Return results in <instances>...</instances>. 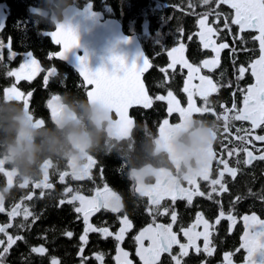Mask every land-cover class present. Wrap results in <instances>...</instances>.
<instances>
[{"label":"snow or ice","instance_id":"1","mask_svg":"<svg viewBox=\"0 0 264 264\" xmlns=\"http://www.w3.org/2000/svg\"><path fill=\"white\" fill-rule=\"evenodd\" d=\"M210 0H204V3H209ZM220 4H227L232 10H234V16L231 18V25H236L239 27L241 32L246 30H253L258 32V35L254 36L252 39L259 42V57L253 60L249 64L251 70V76L254 78L255 83L250 84L246 89H241L243 93V106L238 108L237 104L233 102L231 108H226L224 113L217 116L216 119H223L225 122V130L227 131L228 121H248L251 124L253 130L264 129V0H218L217 7ZM220 13H216L217 22L220 19ZM228 18L225 17V27H228ZM208 16L205 15L199 20L200 26V40L205 48H210L212 52L216 55L210 60H205L203 62V67L207 68L209 71L214 70L219 66V57L222 50L229 48L227 43L216 44L212 40V36L217 33V30L208 24ZM0 25V29H2ZM55 31L48 32V36H51L52 40L56 45H61L62 50L54 53L56 57L60 60L66 59V53L74 47L78 46V36L76 32L70 26L57 25ZM5 47L2 42H0V48ZM9 48V60L16 57V53L11 51V44L7 45ZM184 45L180 44L179 47L173 48L168 52V56L171 58V63L168 68L176 70V65L179 64L181 69L186 68L188 71L187 80L185 81V87L183 91L187 93L188 106L181 107L180 102L176 99L171 91L167 93V96L158 95L156 100L167 101V111L169 116L173 113H178L180 121L182 122L185 117L192 116L194 114L203 113H214L212 108L207 107L209 100L208 97L217 92L218 85L214 83L213 79L206 75H199L200 68L189 63L183 57ZM0 59H3L0 55ZM113 68L108 70L105 67L92 70L88 66L87 56L80 58L79 64V74L83 77L86 85L93 86L90 91H87V96L90 99H96L104 106L109 108L116 117H118L117 122L120 125L121 131L125 130L129 126L133 125V120L128 118V110L133 105H140L144 109H150L153 105V100L145 91L144 85L141 82V75L143 72L150 67L148 60L145 56H142L140 62H133L131 65L127 64L124 57L114 56L112 57ZM43 69L40 67L39 61L29 54V58L22 63H20L19 68L8 70V77H15L17 81L28 80L31 81L42 72ZM161 72H165L164 68L160 69ZM238 79H243L244 74L248 69L241 66L239 68ZM56 76V69H48V75L44 77L45 84L48 83L49 77ZM193 79H198L199 84H191ZM3 94L10 95L13 99L20 102L23 101V105L26 109H29V100L25 97L24 93L18 90L17 87H8L3 90ZM32 93L29 92L28 96ZM199 96L205 107L196 106V102L193 97ZM59 96H52L51 100L48 102V107L51 109V119H54L58 114V106L56 101ZM228 113H234L229 116ZM41 124L45 122L43 119L36 118ZM172 123L169 119H163L162 124L159 125L158 131L163 133L167 126ZM239 140L251 143L248 140V134L244 136H239ZM255 141L264 142V135H255ZM243 151L246 153V159L243 161L245 164H251L253 160L264 161V154L255 156L252 151L244 148ZM231 155V152L229 153ZM215 158V153L212 150V159L209 162L208 168L198 177L202 178L204 181L210 180V165L212 160ZM224 164V170L219 173V178L211 179L210 184L212 186V192L208 193V199H212V193L219 194L220 192H227L228 189L222 182L224 179L225 172L230 176L235 178L237 174L236 168L228 167L226 161H221ZM240 163V161H237ZM96 165V160L92 157L90 158L89 171L86 176H76L70 172L58 173L59 181L63 183L66 177H71L74 181H83L85 179H92V169ZM0 174H2L7 179V184L12 187L14 176L13 173L5 168H0ZM49 174L45 175L44 183L34 184L36 189L49 190L53 189V184L49 182ZM191 187H180L178 189L170 188L165 182L158 183L154 188L141 190L137 188L136 191L140 193V196L148 197L149 203L152 205L148 209L149 215H153V223L147 225L139 231V233L134 237L136 248L135 255L139 257L141 264H161L162 254L167 253L171 260L175 264H181L180 257L188 256V250L194 248L197 253L203 251L208 256H212L214 249L210 247L211 244V232L212 227L207 219H204L203 213L198 212L196 214L195 222L189 227H181L180 231L186 238L187 243H182L178 239L177 232L173 231V224L177 222V214L175 211L171 213L172 223L163 224L156 223V215H166L168 209L165 208L164 212H160L161 201L166 197L175 202L176 200L188 201V205L192 204L193 198L196 196L203 197L205 193L200 191V186L197 183V178L188 183ZM219 186V190L216 186ZM29 185L27 183H20L19 188L24 189ZM43 191L41 195H43ZM64 199L60 200V204L68 203L78 206L75 207V212L82 214L84 227V234L80 236V241L86 245L88 243V234L100 233L104 237L114 236L117 242L116 247V264H133V260L129 259V252L125 251L119 246L121 242L124 241L126 234L132 229V222L129 220L127 215H124L120 219L121 227L115 233L111 232L107 227H96L90 223V218L96 213L100 212L101 209L110 211L112 213H119L122 211L123 205L121 202V196L117 192L113 191L106 184L103 188H96L92 195H85L79 190H74L73 187H64L63 189ZM31 195L24 197L25 200H32ZM239 199V197L237 198ZM5 211V200H0V213ZM23 216V220L27 221L29 217L33 216V213L29 211L28 207H21L20 203L12 206L11 211L8 212L10 219H15L16 217ZM221 219H227L232 222L233 225L236 224V217L234 215L225 216L223 211L220 212V216L216 223H220ZM244 225V233L241 236L242 243L236 250L239 252L243 249L246 253L244 257V264H248L252 261L254 254L258 249L264 248V231H254L257 226H264V219H261L258 215L253 213L252 215H244L242 217ZM203 226V231H197L196 229ZM25 225L20 224L18 227L23 228ZM12 224L8 223L0 226V233L7 236V241L0 240V245H5L3 250L0 251V264H5V256L18 240L24 239L23 236H15L8 234L7 229L11 228ZM69 238L72 237V232H66ZM203 239V249L197 245V241ZM147 242V243H145ZM174 246L179 247L178 255H172ZM33 253H37L43 256L47 249L44 246L33 247L31 249ZM84 248H80V253L82 254ZM232 254L228 253L225 256L227 264H232L231 259ZM95 259L104 264V256L102 253L96 254ZM51 264H59L56 258L51 259ZM83 264V261H82Z\"/></svg>","mask_w":264,"mask_h":264},{"label":"trees","instance_id":"2","mask_svg":"<svg viewBox=\"0 0 264 264\" xmlns=\"http://www.w3.org/2000/svg\"><path fill=\"white\" fill-rule=\"evenodd\" d=\"M213 1L216 2V0H210L206 4L204 0H78V7L89 3L93 11L118 18L126 33H137L146 55L152 62L150 70L144 75V81L150 95L154 98V105L150 110L133 109L131 111L136 120L135 125L151 126L157 131L159 122L164 118V106L163 101L156 100V96L164 95L170 90L183 95L182 88L187 72L180 67H176L175 71L168 68L170 64L168 50L177 45L180 37L184 38L186 55L192 64L201 65L202 61L211 55V51L203 47L196 31L198 18L207 15ZM0 2L6 6L5 18L3 22L0 21V25L3 26L0 29V42L5 45L0 48V55L3 57L0 59V94H3V90L8 87H17L27 94L29 110L35 118L50 121L51 110L48 102L52 96H61L64 93L83 96L86 95V89L73 68L54 58L53 54L58 50V45L43 34L44 31L54 27L37 24L33 19V6L37 4V0H0ZM166 3L167 6H165ZM214 16H212L213 19ZM182 31L183 34H180ZM226 32L227 28L223 32L224 36ZM234 37L236 38L234 47L239 51H234L232 58L230 52L226 50L219 66L211 71L218 87L221 86L218 94L213 95L215 114H209L210 119L213 118V120H216L218 114L223 113L232 104L231 90L236 84L234 77L236 69L252 59L250 55L240 51L244 38L236 35ZM226 38L230 41L229 32ZM247 41L254 40L247 37ZM9 43L11 51L17 54L12 60H9L10 52L7 47ZM24 53L34 56L43 69L31 81H17L15 77H8L6 74L8 70L16 69L20 65L21 55ZM50 68L56 69V76L49 77L48 83L45 84L44 77L48 75ZM161 68L166 71L161 72ZM209 72L208 69L204 70L206 75H209ZM234 78L235 83L232 86ZM243 80V85L251 82L249 76L244 77ZM29 92L32 93L31 96H28ZM222 102L226 104L221 106ZM223 122L222 119L219 120V123L223 124ZM96 157L99 159V164L104 166L107 179L124 198L121 213L133 218L134 230L138 229L137 225L141 223L144 215L142 207L145 202L138 201L139 196L135 194L134 185L123 170L122 162L114 156L98 155ZM263 173L264 161L253 165L246 164V179L242 181L246 183V213L256 212L264 216V201L259 200L264 196ZM14 192H18V189H14ZM63 197V192L55 189L48 191L47 196L39 200L41 202L38 210L34 212L37 215L36 220L32 226L25 229V238L18 240L11 252L6 254L5 264H50L52 258H56L63 264L72 262L77 234L70 239L65 233L70 230H81L82 220L77 219L74 205L58 204L59 199ZM107 215L109 219L103 226H109L115 220L114 214ZM21 234L24 235V233ZM41 245L47 249L43 256L31 251L33 247Z\"/></svg>","mask_w":264,"mask_h":264},{"label":"clouds","instance_id":"3","mask_svg":"<svg viewBox=\"0 0 264 264\" xmlns=\"http://www.w3.org/2000/svg\"><path fill=\"white\" fill-rule=\"evenodd\" d=\"M77 3L37 0L33 19L49 27L68 26ZM56 103L58 114L41 124L23 103L0 94V168L13 173L19 184L44 183L50 170L86 176L90 158L105 155L122 162L135 190L160 182L178 189L208 168L221 132L219 119L196 115L172 123L163 133L147 125L121 131L114 113L87 95L64 93ZM11 188L7 180L0 186V200Z\"/></svg>","mask_w":264,"mask_h":264},{"label":"flooded vegetation","instance_id":"4","mask_svg":"<svg viewBox=\"0 0 264 264\" xmlns=\"http://www.w3.org/2000/svg\"><path fill=\"white\" fill-rule=\"evenodd\" d=\"M2 4L3 3L0 2V5ZM217 4H218V0H216V2L213 1V5H211L212 7L210 11H208L207 16L209 18V22L211 23L212 27L217 30V33L215 34L216 43H227L229 45V48L221 51L220 57H219V63L221 62V58L223 57L226 50L227 52H230V56L232 58H233L234 51H239L238 48L235 49L234 47L236 43L235 42L236 38L234 37V35H236L237 37L242 36L244 40H243L242 48L240 51L241 53L248 54L252 57V59L246 61L244 65H241L247 68L249 67V64L253 60L259 57V54H260L259 53V42L254 40L253 42L255 43L253 44V42L247 41V37L253 38L254 36L258 35V32H255L253 30H246L245 32H241L238 26L231 25V18L234 15V10H232L227 4H220L219 5L220 7H217ZM167 5L168 4L166 3L165 6ZM218 9L220 10L217 11ZM216 13L221 14L219 22L216 21L217 20ZM213 15H215L214 19L212 18ZM225 17L228 18L227 20L228 27H227L226 35L228 34V32L230 33V41L228 40V38H226V35L224 36V33H223L224 30L226 29V27L224 26ZM200 18L201 17H199L198 19ZM198 26H199V22H198ZM246 33H247V37H246ZM180 34H183V31ZM196 34L198 38L200 39L197 31H196ZM180 42L185 44L183 37H180L178 39V43ZM206 49H209V51H211V55L208 58H205L204 61L210 60L212 58V55L215 56V53L214 52L212 53V50L210 48H206ZM253 53L254 55H252ZM187 60L189 61L188 58ZM240 67H238L234 73V77L236 78V84L234 85L235 83V78H234V80L232 81V86L233 85L234 86L231 90L232 104L233 102H235L238 108L243 106L242 104L243 93L240 90L246 89L250 84L255 83L254 78L250 74L251 70H248L246 71V73L248 74H245L244 77L249 76L251 79V82L243 85L244 77L243 79H238L239 77L238 70ZM210 75H211V71L209 72V76ZM184 87H185V81H184V85L182 88L183 95H178L173 90H170V91L173 93L176 99L180 102V106L186 108L188 106V100H187V94L183 91ZM220 87L218 89H220ZM20 91L23 92L22 90ZM218 92L219 90L216 93H212L208 97L209 103L207 107L212 108L214 112H215V107H214L215 99L213 95H217ZM167 93L164 94V96H166ZM24 95L25 97H27V94H24ZM153 99L154 98L152 97V100ZM193 99L195 100L197 106L200 104V101L202 100L200 99L199 96H194ZM225 104H226L225 102H222L221 106H224ZM163 106H164L163 107L164 108V111H163L164 118L163 119H169L170 123H178L180 121L179 114L173 113L171 116H169L168 111H167L168 105H167L166 100L163 101ZM231 106L227 108H231ZM133 109L150 110V109H143L141 107H137ZM209 114H213V113H203V114H194V115L199 116L204 119L213 120V118L210 119ZM221 114L222 113H219L218 116H220ZM233 114L234 113H228L229 116ZM163 119L159 122L157 126V131H158L159 125L162 124ZM232 128H234V130ZM245 134H248V140H251V143H248L247 140L241 141L238 139L239 136H244ZM255 135H264V129L253 130L250 122L248 121H235V120L230 119L228 121L227 131L225 130V122L221 124V132L219 133L217 142L213 146V152L215 153V158L212 160L211 165H210V180L219 178V173L224 170V164L221 161H226L228 164V167L236 168L237 174L235 178H233L227 172H225L224 179L222 182L227 187L228 189L227 192H220L219 194L212 193V199L210 200L208 199V193L212 192V186L210 184V180L204 181L202 178H197V183L200 186V191L204 192L205 196L194 197L192 204L190 206L188 205V201L186 199L184 200L178 199L175 202H173L172 200L166 197L163 201H161L160 212H164L165 208L168 209V212L166 215H156L155 222L163 223V224L172 223L171 213L175 211L177 214V222L173 224V231L177 232L178 239H180L182 243H187V240L183 236V233L180 231V228L189 227L192 223H194L196 214L198 212L203 213L204 219H207L209 221V224L212 226L210 228V232H211L210 247L214 249L212 256H208L203 251L197 253L194 248H190L188 250V253H189L188 256L180 257L181 264H227V261L225 260V256L228 253L232 254L231 256L232 264H244V257L246 255L245 251L243 249H241L239 252L236 251L239 248L240 244L242 243L241 236L244 233V225H243L242 217L244 215H252L253 213H255L261 219H264V216H261L260 214L256 212L246 213V183L242 182L243 179H246L245 178L246 177V164L243 163V161L247 158L246 153L243 151V149L247 148L249 151H252L255 156H257L258 154H264V142L255 141L254 140ZM230 152H231V155H229ZM93 158L96 160V165L92 169V179L91 180L85 179L83 181H74L71 179V177H66L65 181L61 183L59 181L58 173H53L50 170L49 182L53 184V189L44 190V189H36L34 184H30L27 188L21 189L19 188V183L17 182V179L14 178L11 191L5 199V211L3 213H0V226L11 223L12 227L7 229L8 234L12 235L13 237L19 235V236H24L25 238V229H28L29 226H32V224L37 218V215H35L34 212L38 210V207L41 202L39 200H42L43 198H45L48 194V191L50 190L54 191L55 189H58L59 191L63 192V189L66 186L73 187L74 190H79L85 195H92L96 188L98 187L103 188L104 185L106 184L109 188H111L113 191L117 192V194L121 196V202L123 205L124 198L122 194L120 193V191H118V189L115 186H113L110 183L109 179H107L105 168L103 165L99 164L100 163L99 159L96 156H94ZM237 161H240V163H237ZM260 162L261 160H253L252 163L249 165L257 164ZM6 180H7L6 177L0 174V186L5 185ZM263 185H264V173H263ZM184 187L188 188L191 186H189L188 184H185ZM216 187L219 190V186L217 185ZM14 189H18V192H14ZM134 189H135V186H134ZM42 191L44 193L43 195H41ZM134 192L136 195L139 196L138 201L145 202V205L142 207L144 211L143 213L144 215L142 217L141 223L137 225V227L139 226L138 229L134 230V220L133 218L131 219L128 214H122L121 212L112 213L104 209H101L100 212L92 216L90 218V223H92L94 226L98 228L107 227L109 228L111 232L115 233L121 227L120 219L124 215H127L129 220L132 222L133 227L126 234L124 241L121 242L119 246L123 248L125 251L129 252L130 254L129 259L133 260V264H141L139 257L135 255L136 244H135L134 237L139 233L140 230L147 227L148 224L153 223V215H149V212H148V209L152 207V205H150L149 203V198L140 196L136 192V190H134ZM27 195H31L33 197L32 200L30 201L25 200L24 197ZM238 197L239 199H237ZM64 198L65 197L60 198L58 201V204L60 203V200ZM259 200L264 201V196H262V198H260ZM17 203H20L22 208L25 206L28 207L29 211L33 213V216L29 217L27 221L23 220L22 215L19 217H16L15 219H10L8 216V212H10L12 206H14ZM74 207H76V205H74ZM221 211L225 213V216L234 215L236 217V224L233 225L232 222L227 219H221L220 223H216L217 219L220 216ZM108 213L114 214L113 217L115 220L109 226H103L104 222L107 219H109V216L107 215ZM77 215H78L77 219L82 220L81 221L82 229L79 231L70 230V232L73 233L70 239H72L74 235L77 234V243L74 248V259L72 260L70 264H82V261H83V264H100V262L95 259V255L100 254V253H102L104 256V264H116L115 256H116L117 242L115 241L114 236L106 238L100 233L90 232L88 234V243L84 245L80 241V236L84 234V227H85L83 223V216L80 213H77ZM20 224H24L25 226L23 228L18 227V225ZM196 230L203 231V226L201 225ZM254 231H257V232L264 231V226H257L254 229ZM21 233H24V235ZM0 240H4L6 242L7 236H5L3 233H0ZM262 240H264V238H262ZM197 245L201 249H203V239L202 238L197 241ZM5 246H6V243L5 245H0V251H2L3 247ZM81 247L84 248V251L82 254L80 253ZM12 248L9 250L7 254L11 252ZM178 253H179V247L174 246L172 255H178ZM59 264H63V263L59 262ZM161 264H175V262L171 260V257L167 253H164L162 254V257H161ZM248 264H264V248L258 249L257 252L253 256L252 261H249Z\"/></svg>","mask_w":264,"mask_h":264},{"label":"water","instance_id":"5","mask_svg":"<svg viewBox=\"0 0 264 264\" xmlns=\"http://www.w3.org/2000/svg\"><path fill=\"white\" fill-rule=\"evenodd\" d=\"M68 26L76 32L78 36V46L72 48L66 53V59L60 60L54 54L53 55L54 58L63 61L77 72L86 89V95L87 91H90L93 86L86 85L83 77L79 74L80 58L87 56L88 66L92 70L101 67L111 70L113 68L111 61L114 56L124 57L126 63L129 65L134 61L139 63L141 57L145 56L150 67H148L141 75V82L144 85L146 93L151 97L144 81V75L150 70L152 62L146 55L137 33H126L123 29L122 22L118 18L105 16L102 12L93 11L92 6L89 3L83 7L77 6L75 8ZM55 30L56 28L54 27L43 33L45 36L49 37L53 43L54 41L51 36H48V32ZM61 50L62 46L58 45V50L54 53ZM137 107L143 108L140 105H133L128 110V118L133 120L134 126L136 120L131 115V110ZM115 118L118 119L116 116Z\"/></svg>","mask_w":264,"mask_h":264},{"label":"rangeland","instance_id":"6","mask_svg":"<svg viewBox=\"0 0 264 264\" xmlns=\"http://www.w3.org/2000/svg\"><path fill=\"white\" fill-rule=\"evenodd\" d=\"M5 15H6V6L5 5H0V21L1 22H3V20H4V18H5ZM205 16V15H204ZM204 16H202L200 19H202ZM234 16V15H233ZM200 19H198V22H199V20ZM217 21V20H216ZM208 24L210 25V26H212L211 25V23L209 22V18H208ZM200 31H201V29H200V26H198V28H197V33H198V35H199V33H200ZM200 37V36H199ZM233 37V36H232ZM212 40H214L215 42H216V39H215V35H213L212 36ZM235 42H236V40H235ZM180 44H183L182 42H180V43H178L176 46H174V47H172L170 50H168V52L169 51H171L173 48H175V47H179L180 46ZM217 45L218 44H220V43H216ZM184 45V52H183V57H184V59L185 60H187V55H186V48H185V44H183ZM213 53V52H212ZM216 55V54H215ZM212 56H214V55H212ZM215 57V56H214ZM214 57H212V58H214ZM29 58V53H24V54H22L21 55V59H22V61H21V63L23 62V61H25V60H27ZM211 58V59H212ZM169 59H170V63H171V58L169 57ZM188 61V60H187ZM189 63H191L190 61H188ZM203 62H204V60H203ZM203 62L201 63V65H194V66H196V67H199L200 68V72H199V75H206L205 73H204V70L205 69H207V68H204L203 67ZM192 64V63H191ZM40 67H41V65H40ZM176 67H180L181 68V66L179 65V64H177L176 65ZM17 68H19V66L17 67ZM16 68V69H17ZM246 68V67H245ZM186 72H187V75H186V79H185V81L187 80V76H188V71H187V69L186 68H183ZM246 69H248V70H250V68L249 67H247ZM245 74H248V73H246L245 72ZM244 74V75H245ZM250 74H251V72H250ZM37 76V75H36ZM206 76H209V75H206ZM209 77H211L212 79H213V81H214V83H216V81L214 80V76H209ZM16 79V78H15ZM191 84H194V85H198L199 84V80L198 79H193L192 81H191ZM217 84V83H216ZM218 85V84H217ZM219 88V87H218ZM214 93H216V92H214ZM187 94V93H186ZM167 96V95H166ZM201 99V98H200ZM195 101V100H194ZM196 106H197V104H196ZM198 107H205V105H204V102H203V100H201L200 101V104L198 105ZM51 110V109H50ZM76 206H78V203L76 204Z\"/></svg>","mask_w":264,"mask_h":264}]
</instances>
